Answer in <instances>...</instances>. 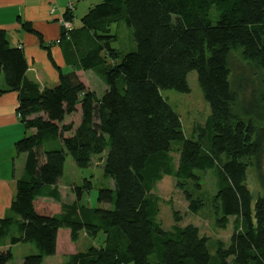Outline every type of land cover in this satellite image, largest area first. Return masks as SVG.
<instances>
[{"label": "trees", "instance_id": "16d2710c", "mask_svg": "<svg viewBox=\"0 0 264 264\" xmlns=\"http://www.w3.org/2000/svg\"><path fill=\"white\" fill-rule=\"evenodd\" d=\"M81 23L77 68L102 81L101 96L76 69L63 73L56 66L53 87L27 80L23 49L11 47L0 29V95L17 93L25 133L14 145L25 160L9 214L0 219V264H10L16 244L37 251L22 264H43L56 253L60 229L72 243L82 232L103 236L62 264H264V0H102ZM124 27L134 43L125 53L112 47ZM234 54L252 76L234 71ZM191 72L210 109L193 130L196 139L184 135L162 96L188 94ZM73 114L77 123H66ZM67 155L80 169L100 158L110 182L98 190L101 207L80 203L92 188L88 179L70 186L73 203L62 202L57 185ZM206 172L215 178L210 197L202 189ZM252 172L255 195L247 181ZM164 177L175 181L191 214L209 201L217 229L233 218L227 244L192 224L180 226L177 213L175 225L162 228L153 191Z\"/></svg>", "mask_w": 264, "mask_h": 264}, {"label": "crops", "instance_id": "0c3cea01", "mask_svg": "<svg viewBox=\"0 0 264 264\" xmlns=\"http://www.w3.org/2000/svg\"><path fill=\"white\" fill-rule=\"evenodd\" d=\"M101 1L0 0V29L5 31L11 47L23 49L28 65L25 75L27 80L37 83L41 89L53 87L58 83L57 66L63 73L76 69L75 72L81 81L90 89L84 76L91 71L77 68L78 44L76 45V40L78 41L83 31L81 18L89 8ZM68 4L72 5L69 21L65 17L69 10ZM67 21L71 26L68 32L64 27V22ZM24 25L31 27L35 33L25 30ZM42 43L49 44V48L42 47ZM17 106V93L9 92L0 95V219L9 214L16 182L23 175L25 155H17L14 149L15 143L25 135L23 124L16 112ZM57 189L64 202L62 190L58 185ZM69 193L72 194L70 187ZM71 196L72 199L67 204L75 201V197ZM47 200L53 201L52 199ZM82 235L87 237L83 232L80 233V236ZM66 238L72 244L70 232L66 229L58 230L55 255L58 254L60 243H64L66 247L69 245L66 244ZM19 245L12 246L11 251ZM9 246L6 244L5 248ZM74 253L76 252L63 255L66 257Z\"/></svg>", "mask_w": 264, "mask_h": 264}, {"label": "rangeland", "instance_id": "374dc122", "mask_svg": "<svg viewBox=\"0 0 264 264\" xmlns=\"http://www.w3.org/2000/svg\"><path fill=\"white\" fill-rule=\"evenodd\" d=\"M112 33L117 32L116 26H112ZM120 33L119 39L112 43V47L121 51L129 52L134 49V43L131 40V30L124 27L118 30ZM231 63L234 71L238 74H245L246 76H252L247 69L244 68V64L239 60L237 54L232 55ZM85 80L90 86V90L96 95L101 96L103 94L104 86L97 76L89 72L85 74ZM190 91L188 94L179 93L173 90L162 91V96L168 101L170 106L180 116L182 123V130L187 138L196 139V134L193 133L195 126L202 125L210 114V109L205 102L202 93L197 84V77L195 72H191L187 77ZM79 119L77 114L71 115L66 118V123L76 124ZM30 134V133H27ZM177 159V158H175ZM262 172L264 175V155L262 157ZM83 179H88L92 183V188L89 192L83 194L80 203L88 208L101 207L96 201L98 190L101 187H108L109 181L105 180L103 176L102 164L99 157L93 158L90 167L86 169L78 168L70 155L66 156L64 173L59 180L58 187L62 190L64 202L69 203L72 199V194L69 193L70 186H80ZM248 186L256 194L255 174L252 172L247 177ZM215 178L212 173L206 172L202 176L203 191L207 197H210L214 193ZM153 195L159 200L160 212L158 221L164 230H170L175 225L174 214L177 213L180 217V226L192 224L199 229L200 235H204L214 240H221L227 244L233 231V218H230L229 224L226 229L220 230L215 227L213 214L210 210V203L207 201V207L197 215H193L188 212V203L184 198L183 193L175 186V181L171 177H164L158 182L154 188ZM74 197V195H73ZM209 200V199H207ZM103 240L102 234H99L97 238L91 239L84 235L80 236L77 243H69L66 238V244L60 243L58 254L46 257L43 264H62L65 261V255L68 252H83L90 246H95L97 243ZM63 244V245H62ZM210 249H213L212 243H210ZM37 251L32 244H20L12 250L13 259L10 264H22L25 256L35 254ZM213 252V251H211Z\"/></svg>", "mask_w": 264, "mask_h": 264}, {"label": "built area", "instance_id": "2783aa9c", "mask_svg": "<svg viewBox=\"0 0 264 264\" xmlns=\"http://www.w3.org/2000/svg\"><path fill=\"white\" fill-rule=\"evenodd\" d=\"M68 9L70 11L72 9V5L68 4ZM64 27H65V29L68 32L70 30V28H71L70 23L68 21L67 22H64Z\"/></svg>", "mask_w": 264, "mask_h": 264}]
</instances>
